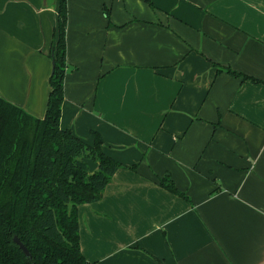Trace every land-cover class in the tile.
<instances>
[{"label": "crops", "instance_id": "0c3cea01", "mask_svg": "<svg viewBox=\"0 0 264 264\" xmlns=\"http://www.w3.org/2000/svg\"><path fill=\"white\" fill-rule=\"evenodd\" d=\"M152 1L68 0L60 124L122 164L79 205L81 249L264 264V0ZM57 26L55 0H0V97L37 118Z\"/></svg>", "mask_w": 264, "mask_h": 264}, {"label": "trees", "instance_id": "16d2710c", "mask_svg": "<svg viewBox=\"0 0 264 264\" xmlns=\"http://www.w3.org/2000/svg\"><path fill=\"white\" fill-rule=\"evenodd\" d=\"M55 1L58 26L51 49L53 71L45 117L37 118L0 97V264H91L81 249L79 205L101 199L122 167L104 152L98 132H92L94 143L90 144L61 127L68 0ZM146 1L153 5L152 0ZM106 15L110 17L109 10ZM85 158L98 164L93 173ZM168 178L162 184L181 193ZM15 236L30 255L15 242Z\"/></svg>", "mask_w": 264, "mask_h": 264}, {"label": "water", "instance_id": "95a60500", "mask_svg": "<svg viewBox=\"0 0 264 264\" xmlns=\"http://www.w3.org/2000/svg\"><path fill=\"white\" fill-rule=\"evenodd\" d=\"M85 162L89 166V172L93 173L97 168L98 164L93 160V158H85ZM15 242L20 246V248L23 250V252L27 255H30V251L27 248V246L21 241V239L18 236L14 237Z\"/></svg>", "mask_w": 264, "mask_h": 264}]
</instances>
